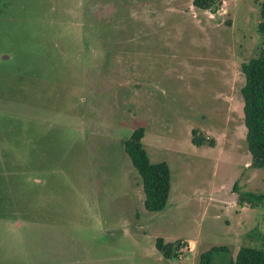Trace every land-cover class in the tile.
Returning a JSON list of instances; mask_svg holds the SVG:
<instances>
[{
    "label": "rangeland",
    "instance_id": "obj_1",
    "mask_svg": "<svg viewBox=\"0 0 264 264\" xmlns=\"http://www.w3.org/2000/svg\"><path fill=\"white\" fill-rule=\"evenodd\" d=\"M263 3L0 0V264H202L212 252L205 264H232L264 250V203L243 200L264 196V171L242 96ZM138 129L170 169L158 213L125 151Z\"/></svg>",
    "mask_w": 264,
    "mask_h": 264
},
{
    "label": "trees",
    "instance_id": "obj_2",
    "mask_svg": "<svg viewBox=\"0 0 264 264\" xmlns=\"http://www.w3.org/2000/svg\"><path fill=\"white\" fill-rule=\"evenodd\" d=\"M221 0H193V5L201 11H215ZM261 16L264 20V3L262 4ZM264 31V23L261 24ZM242 72L245 77V87L242 96L245 103V126L247 128V141L249 152L252 157V167L264 171V48L261 49L258 58L243 65ZM193 143L202 146L207 139L193 132ZM145 133L138 129L125 143V151L132 160L134 167L139 172L144 185L145 208L151 213H158L165 209L171 188V175L167 163L152 164L143 146ZM214 145V142H210ZM249 201L252 206H261L264 196L251 195ZM157 247L166 257H170L172 245H166L162 239L157 242ZM213 253V252H212ZM208 253L202 257V264L210 260ZM232 264H264V250L242 248L235 263Z\"/></svg>",
    "mask_w": 264,
    "mask_h": 264
}]
</instances>
